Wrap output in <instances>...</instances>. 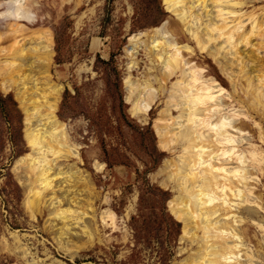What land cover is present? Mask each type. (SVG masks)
I'll return each mask as SVG.
<instances>
[{
  "label": "bare ground",
  "instance_id": "obj_1",
  "mask_svg": "<svg viewBox=\"0 0 264 264\" xmlns=\"http://www.w3.org/2000/svg\"><path fill=\"white\" fill-rule=\"evenodd\" d=\"M244 1L163 0L177 22L153 29L143 47L147 54L154 52L151 60L160 68L150 65L142 78H124L129 111L137 120L145 121L155 98L167 93L153 125L158 146L177 155L164 161L158 183L175 192L168 200L169 210L182 222L181 238L191 246L188 250L194 246L182 264H256L254 256L264 255L261 240L249 248L247 223L251 205L262 207L256 200L261 194L254 193L250 179L256 178L252 169L264 174L263 155L241 138L247 126L242 115L251 111L264 116V62L258 56L259 49H264V8L260 14L252 9L239 12ZM34 2L6 0L0 11L20 12L25 16L20 21L34 25ZM3 20L7 22L0 30V89H14L25 114L24 138L29 148L13 165L17 171L22 164L26 171L25 178L17 175L25 187L23 206L32 219L45 214L43 224L54 245L72 255L81 246L76 244L81 237L85 244L93 241L97 228L85 220L87 216L93 219L95 213L88 178L79 168L58 162L80 157L55 114L62 88L48 72L51 32L43 27L29 29L7 17ZM176 30L186 31L194 46L212 58L231 91L216 78L204 77L203 68L184 56L183 50L192 53V47L167 38L169 32L178 34ZM137 39L136 34L130 35L132 46H125L127 52L141 45ZM241 46L246 48L245 57ZM134 65L130 61L128 67ZM172 77L174 81L167 86ZM233 102L244 110L237 112ZM93 163L96 170L103 166ZM116 217L110 208L100 212L101 223L111 229L121 228ZM253 223L264 232L263 223ZM72 234L76 242L71 241ZM10 242L11 251L26 264H40L38 258L27 257L31 253L21 236L12 234Z\"/></svg>",
  "mask_w": 264,
  "mask_h": 264
},
{
  "label": "rangeland",
  "instance_id": "obj_2",
  "mask_svg": "<svg viewBox=\"0 0 264 264\" xmlns=\"http://www.w3.org/2000/svg\"><path fill=\"white\" fill-rule=\"evenodd\" d=\"M33 1L34 25L20 22L29 29L43 27L51 32L48 72L52 82L62 88L55 114L64 123L70 140L76 143L74 150L80 157L70 156L58 162L64 167L79 168L88 178L95 213L93 219L87 216L85 220L97 228V233L88 244L81 237L76 243L81 246L70 255L57 248L55 242L54 245L43 224L45 214L29 217L23 206L25 187L17 178L18 174L25 178L26 171L22 164H18L17 171L13 168L15 160L29 151L24 138L25 114L14 89H0V264H26L9 247L12 234L22 237L31 253L27 257L38 258L40 264H182L194 246L188 250L191 246L181 238L182 222L169 210L168 200L175 192L158 183L163 177L158 171L164 161L177 155L158 146L153 125L167 93L155 98L145 121H140L129 111L124 87L127 75L142 78L150 65L160 68L156 60H151L154 52L145 53L144 43L153 29L174 24L176 17L166 10L163 0ZM261 8L264 0H245L238 7L239 12L252 9L257 14ZM5 22L0 19V30ZM176 31L178 34L169 32L167 38L192 47V53L183 50L184 56L203 68L204 77L216 78L231 91L229 81L212 58L194 46L186 31ZM131 34H136L142 43L127 52L125 46H132ZM243 49L241 46L245 57L246 48ZM258 54L264 62V49H259ZM130 61L135 65L129 68ZM248 66L252 69L251 60ZM232 107L237 112L244 110L235 102ZM241 117H245L247 125L241 138L247 141L245 145H254L264 161V116L247 111ZM93 162L103 164L102 168L96 170ZM252 172L256 178L250 179L251 186L256 195L261 194L256 200L262 207L251 205L248 211L250 249L255 248L256 240H261L264 247V232L253 223L264 226V174L259 169ZM106 208L115 213L121 228L111 229L101 223L100 212ZM70 238L72 242L77 240L75 234ZM253 259L256 264H264V255Z\"/></svg>",
  "mask_w": 264,
  "mask_h": 264
},
{
  "label": "clouds",
  "instance_id": "obj_3",
  "mask_svg": "<svg viewBox=\"0 0 264 264\" xmlns=\"http://www.w3.org/2000/svg\"><path fill=\"white\" fill-rule=\"evenodd\" d=\"M5 4H6V0H0V5H5ZM4 17H7L9 20H16V21H20L25 18V16L22 13L11 10L0 11V19H3Z\"/></svg>",
  "mask_w": 264,
  "mask_h": 264
}]
</instances>
